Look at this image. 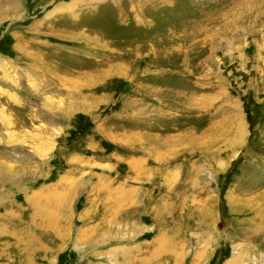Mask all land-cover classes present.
<instances>
[{"label":"rangeland","instance_id":"rangeland-1","mask_svg":"<svg viewBox=\"0 0 264 264\" xmlns=\"http://www.w3.org/2000/svg\"><path fill=\"white\" fill-rule=\"evenodd\" d=\"M0 264H264V0H0Z\"/></svg>","mask_w":264,"mask_h":264}]
</instances>
